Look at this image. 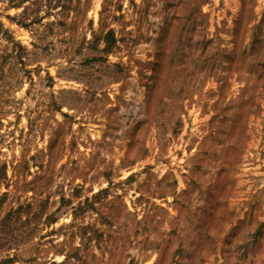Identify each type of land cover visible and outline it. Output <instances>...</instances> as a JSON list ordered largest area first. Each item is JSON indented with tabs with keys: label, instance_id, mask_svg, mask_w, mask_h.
<instances>
[{
	"label": "rangeland",
	"instance_id": "1",
	"mask_svg": "<svg viewBox=\"0 0 264 264\" xmlns=\"http://www.w3.org/2000/svg\"><path fill=\"white\" fill-rule=\"evenodd\" d=\"M0 264H264V0H0Z\"/></svg>",
	"mask_w": 264,
	"mask_h": 264
},
{
	"label": "trees",
	"instance_id": "2",
	"mask_svg": "<svg viewBox=\"0 0 264 264\" xmlns=\"http://www.w3.org/2000/svg\"><path fill=\"white\" fill-rule=\"evenodd\" d=\"M103 41H104V47L102 49V52H109L111 50V48L114 46L115 44V39L113 37V31L112 30H108L105 35H104V38H103ZM50 218V217H49ZM48 218V219H49ZM48 222H53L48 220Z\"/></svg>",
	"mask_w": 264,
	"mask_h": 264
}]
</instances>
